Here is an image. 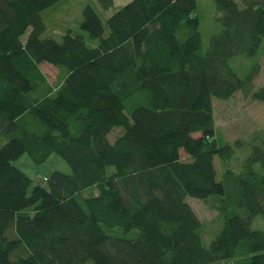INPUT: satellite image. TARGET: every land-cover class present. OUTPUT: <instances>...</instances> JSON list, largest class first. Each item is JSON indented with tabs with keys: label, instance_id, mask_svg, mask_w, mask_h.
<instances>
[{
	"label": "trees",
	"instance_id": "16d2710c",
	"mask_svg": "<svg viewBox=\"0 0 264 264\" xmlns=\"http://www.w3.org/2000/svg\"><path fill=\"white\" fill-rule=\"evenodd\" d=\"M66 1L0 0V264H264V129L223 141L214 112L238 90L264 101V0H214L205 51L197 0H130L106 25L87 4L81 30L46 34L42 12ZM259 54L244 76L233 67ZM43 63L64 74L54 85ZM54 152L72 173L45 184L12 163ZM188 196L219 203L208 245Z\"/></svg>",
	"mask_w": 264,
	"mask_h": 264
},
{
	"label": "rangeland",
	"instance_id": "374dc122",
	"mask_svg": "<svg viewBox=\"0 0 264 264\" xmlns=\"http://www.w3.org/2000/svg\"><path fill=\"white\" fill-rule=\"evenodd\" d=\"M129 1L114 0L113 6L106 10L100 6L98 0H67L62 5L60 4L55 8H50L42 12V17L46 25V34L60 38L68 29L74 31L81 30L80 24L83 20V8L87 4H93L96 7L103 23L106 25L107 18ZM197 1L198 15L201 19L202 51H205L211 35L220 30L221 23L218 20V11L214 0ZM26 37L27 33L22 39L25 40ZM89 44L95 45L96 41L91 40ZM259 57L260 54L253 57L238 56V58H234L232 64L236 71L241 76H244L250 71L253 64L259 60ZM262 60L264 65V55ZM40 68L48 81L53 85L64 75L57 67L49 63L41 64ZM255 82L256 88L264 85V66ZM214 112L217 125V138L223 141H233L238 138L248 140L252 130L257 128L264 129V101L253 100L251 95L245 94L243 90H238L233 97L226 100L215 97ZM122 131L123 128L116 127L109 135L110 140L114 141ZM5 141L6 138L1 137L0 146ZM248 153L249 150L245 147L236 148L233 158L228 163L229 166L239 169L240 161L247 157ZM185 156L186 154L182 153V157ZM12 163L31 177L35 184H45V178L49 177L54 170H59L67 174L72 173L70 164L56 152L52 153L45 162L40 164L34 162L27 153L13 160ZM215 166L217 169V178L219 180L223 179V172L226 169V165L219 156H215ZM84 194L86 196L98 194V190L89 188ZM187 201L195 209L204 224L203 242L205 245H208L222 228L223 220L220 218L218 208L216 207L219 203L215 198L204 201L192 196H188ZM252 226L256 229H264V218L257 216Z\"/></svg>",
	"mask_w": 264,
	"mask_h": 264
}]
</instances>
